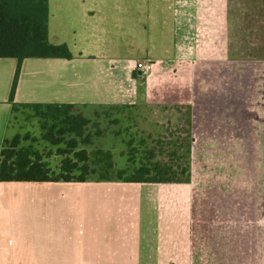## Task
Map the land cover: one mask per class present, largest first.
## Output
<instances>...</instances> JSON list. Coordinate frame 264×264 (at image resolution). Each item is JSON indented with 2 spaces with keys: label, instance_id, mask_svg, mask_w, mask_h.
<instances>
[{
  "label": "rangeland",
  "instance_id": "374dc122",
  "mask_svg": "<svg viewBox=\"0 0 264 264\" xmlns=\"http://www.w3.org/2000/svg\"><path fill=\"white\" fill-rule=\"evenodd\" d=\"M191 2V62L159 76L146 101L71 110L87 120L81 137L61 136L63 116L20 108L15 131L20 146L47 163L54 164V153L67 148V140L87 145L97 170L92 179L124 180L117 178L130 177L141 161L165 160L182 178L188 167L184 181L142 182L144 227L154 240L150 220L158 223V263L264 264V0H220L217 44L210 22L200 40L205 12ZM204 40L207 57L217 59L205 64L196 49ZM51 128L53 138L63 141L46 138ZM173 149L177 154L170 159ZM151 151L155 157L148 160ZM171 225L173 255L162 239Z\"/></svg>",
  "mask_w": 264,
  "mask_h": 264
},
{
  "label": "crops",
  "instance_id": "0c3cea01",
  "mask_svg": "<svg viewBox=\"0 0 264 264\" xmlns=\"http://www.w3.org/2000/svg\"><path fill=\"white\" fill-rule=\"evenodd\" d=\"M207 1L193 2L205 12L198 36L206 37L213 23L217 44L221 3ZM191 9V0H49V41L67 44L72 57H26L13 101L17 58L0 57V152L6 139L19 135L14 118L20 108L128 107L146 101L159 76L175 68L181 72L191 62ZM206 44L196 45L204 64L217 60L207 57ZM139 61L152 62L153 69L138 72ZM53 157L54 164L46 162L52 170L62 169L66 159L76 170L95 168L87 145L77 143ZM143 191L142 182L116 179L0 180V264H159L158 223L150 220L154 240L144 227ZM174 238L171 225L162 238L172 245L171 255Z\"/></svg>",
  "mask_w": 264,
  "mask_h": 264
},
{
  "label": "trees",
  "instance_id": "16d2710c",
  "mask_svg": "<svg viewBox=\"0 0 264 264\" xmlns=\"http://www.w3.org/2000/svg\"><path fill=\"white\" fill-rule=\"evenodd\" d=\"M49 22V0H0V57L17 58V66L10 91V100L13 101L16 92L18 78L20 75L22 62L26 57H66L71 58L72 53L67 44L51 43L48 38ZM38 115H45L52 112L56 118L64 117L66 127L59 130L61 136L66 132H73L79 137L83 136L84 126L87 120L81 113H71V110L83 107L73 104H33ZM27 107V106H24ZM116 107V106H112ZM121 107V106H120ZM48 109V112H43ZM52 143L63 141L64 138H53L52 128L46 135ZM88 137L83 139L87 142ZM177 142V140H176ZM68 147L62 152L72 151L77 142L73 139L67 140ZM191 140L187 141L186 153H190ZM80 157L85 150L77 152ZM82 153V154H81ZM177 150L168 154L169 158L175 156ZM153 151L149 152L147 159L153 160ZM77 165L66 159L62 169L55 173L48 167L47 163L37 153H32L28 149L22 148L19 136L14 139H6L0 152V180H23V181H85L92 178V174L97 170L89 169L87 166L76 170ZM132 175L123 178L121 175L117 179H124L136 182H176L184 181L189 177V168L182 169V173L187 178L178 176V171L172 168L167 161L156 160L152 162L141 161L140 165L132 170ZM110 180V178H100Z\"/></svg>",
  "mask_w": 264,
  "mask_h": 264
},
{
  "label": "built area",
  "instance_id": "2783aa9c",
  "mask_svg": "<svg viewBox=\"0 0 264 264\" xmlns=\"http://www.w3.org/2000/svg\"><path fill=\"white\" fill-rule=\"evenodd\" d=\"M135 68L140 73H147L153 69V63L150 61H146V62L139 61L136 63Z\"/></svg>",
  "mask_w": 264,
  "mask_h": 264
}]
</instances>
